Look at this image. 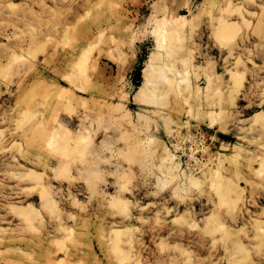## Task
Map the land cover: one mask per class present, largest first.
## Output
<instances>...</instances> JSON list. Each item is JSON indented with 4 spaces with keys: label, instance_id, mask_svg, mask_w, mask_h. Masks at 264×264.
Listing matches in <instances>:
<instances>
[{
    "label": "rangeland",
    "instance_id": "obj_1",
    "mask_svg": "<svg viewBox=\"0 0 264 264\" xmlns=\"http://www.w3.org/2000/svg\"><path fill=\"white\" fill-rule=\"evenodd\" d=\"M261 111L264 0H0V264H264Z\"/></svg>",
    "mask_w": 264,
    "mask_h": 264
},
{
    "label": "built area",
    "instance_id": "obj_2",
    "mask_svg": "<svg viewBox=\"0 0 264 264\" xmlns=\"http://www.w3.org/2000/svg\"><path fill=\"white\" fill-rule=\"evenodd\" d=\"M199 135V134H198ZM203 142H204V137L202 138L201 136H197V137H193V145L192 146H190L189 148L191 149V148H195V147H198V148H196V152H195V155L196 156H198L199 154H198V152H200V150H203L202 149V144H203ZM174 144L176 145V144H179L180 146H179V149H176L175 148V146H174ZM171 146H172V149L174 150V153L175 154H177V156L179 157V158H181V151H183V153L184 154H186V152H185V150H183L182 148H181V137L179 138V140L178 141H176L175 143H172L171 144ZM190 152V151H189ZM187 155V154H186Z\"/></svg>",
    "mask_w": 264,
    "mask_h": 264
},
{
    "label": "bare ground",
    "instance_id": "obj_3",
    "mask_svg": "<svg viewBox=\"0 0 264 264\" xmlns=\"http://www.w3.org/2000/svg\"><path fill=\"white\" fill-rule=\"evenodd\" d=\"M182 19L184 20V22L186 21V19L184 18V17H182ZM147 73V72H146ZM166 76V75H165ZM148 81V80H147ZM144 87H146V86H142L141 88H140V90L138 91V93H137V95L136 96H138V95H140V94H144L146 91H145V89H144ZM142 96V95H141ZM263 116H264V112L263 111H261V112H256L254 115H252V123L254 122V123H259V122H261L264 118H263ZM253 123V124H254ZM30 173H32V170H30ZM34 173V172H33ZM34 175V174H33ZM32 176V175H31Z\"/></svg>",
    "mask_w": 264,
    "mask_h": 264
}]
</instances>
